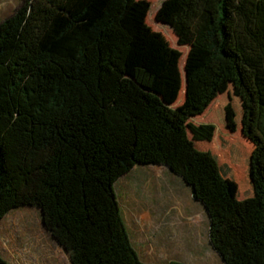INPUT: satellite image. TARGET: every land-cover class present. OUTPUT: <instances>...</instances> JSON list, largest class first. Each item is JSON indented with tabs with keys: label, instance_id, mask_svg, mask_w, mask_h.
I'll list each match as a JSON object with an SVG mask.
<instances>
[{
	"label": "trees",
	"instance_id": "1",
	"mask_svg": "<svg viewBox=\"0 0 264 264\" xmlns=\"http://www.w3.org/2000/svg\"><path fill=\"white\" fill-rule=\"evenodd\" d=\"M171 1L162 20L190 35L200 57L189 60L193 91L177 110L154 83L179 77L180 54L145 27L142 0H24L0 23V219L39 210L71 264H147L116 185L150 165L204 208L223 264H264V0ZM227 87L253 147L244 200L188 133Z\"/></svg>",
	"mask_w": 264,
	"mask_h": 264
},
{
	"label": "rangeland",
	"instance_id": "2",
	"mask_svg": "<svg viewBox=\"0 0 264 264\" xmlns=\"http://www.w3.org/2000/svg\"><path fill=\"white\" fill-rule=\"evenodd\" d=\"M142 1L146 10L145 27L161 34L180 54L179 77L170 79L159 74L154 83V88L160 90L156 91L157 95L165 103V97L171 100L173 103L166 104L177 110L186 105L193 91L187 73L191 69L189 60L197 63L199 52L193 50L190 35H182L169 20H162L161 15L173 9L171 0ZM23 2L0 0V23L12 16ZM136 63L137 59L131 57L129 70ZM241 118L240 100L227 87L188 125L191 142L217 158L237 200L253 195L249 182L253 147L241 133ZM116 190L125 225L141 262L223 264L209 242L206 211L193 199L189 188L166 167L137 166L118 181ZM0 255L8 264H71L66 252L44 228L39 210L28 207L13 210L0 219Z\"/></svg>",
	"mask_w": 264,
	"mask_h": 264
},
{
	"label": "bare ground",
	"instance_id": "3",
	"mask_svg": "<svg viewBox=\"0 0 264 264\" xmlns=\"http://www.w3.org/2000/svg\"><path fill=\"white\" fill-rule=\"evenodd\" d=\"M239 179H240V178H239ZM239 184H241V185L243 186V185H244V184H243V180L240 179V180H239Z\"/></svg>",
	"mask_w": 264,
	"mask_h": 264
},
{
	"label": "crops",
	"instance_id": "4",
	"mask_svg": "<svg viewBox=\"0 0 264 264\" xmlns=\"http://www.w3.org/2000/svg\"><path fill=\"white\" fill-rule=\"evenodd\" d=\"M179 108V107H178Z\"/></svg>",
	"mask_w": 264,
	"mask_h": 264
}]
</instances>
